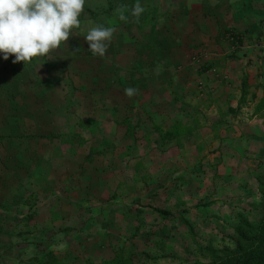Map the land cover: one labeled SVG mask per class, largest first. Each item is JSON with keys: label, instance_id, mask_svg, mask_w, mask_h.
I'll list each match as a JSON object with an SVG mask.
<instances>
[{"label": "crops", "instance_id": "obj_1", "mask_svg": "<svg viewBox=\"0 0 264 264\" xmlns=\"http://www.w3.org/2000/svg\"><path fill=\"white\" fill-rule=\"evenodd\" d=\"M141 3L152 19L137 20L131 8L123 23L106 14L84 20L42 69L33 66L51 96L22 106L26 127L3 145L11 163L0 162L15 181L13 197H0L1 214L24 219L0 224V232L11 234L18 256L20 234L28 233L30 256L19 264H179L178 256L158 254L165 219L156 210L169 212L171 225L189 222L197 239L206 235L219 248L238 213H260L264 0ZM98 24L115 28L103 57L84 38ZM68 73L91 74V86ZM127 87L139 91L129 98ZM139 237L153 256L135 257Z\"/></svg>", "mask_w": 264, "mask_h": 264}, {"label": "rangeland", "instance_id": "obj_2", "mask_svg": "<svg viewBox=\"0 0 264 264\" xmlns=\"http://www.w3.org/2000/svg\"><path fill=\"white\" fill-rule=\"evenodd\" d=\"M101 4V9H95V11L92 13V4L96 3ZM133 2L134 0H88L86 7L84 9V12L81 17V24L83 23L84 20L90 21L91 18L93 20L95 19H102L103 17L105 18V14L107 15L106 20H109V22H113L116 19V22L119 21V15L121 11L125 15L126 11L128 9H131L133 7ZM120 10V11H118ZM128 12V11H127ZM92 13V15H91ZM154 10L153 9H147L143 13L142 20L146 19V17L150 16V19L153 17ZM124 20H121L120 22L123 23ZM119 23V22H118ZM78 29L73 30V35L78 34L76 31ZM233 36L236 38H239L237 34L231 33L229 36ZM228 36V38H229ZM241 38V37H240ZM73 39L72 41H74ZM82 42V41H81ZM73 43V42H72ZM242 40L239 43V47L233 46L234 49L236 48H241L242 47ZM236 51V50H235ZM66 57L65 60L72 59L73 56L70 55H64ZM45 57H39V58H34L32 62L25 64L24 62H19V63H13V60L15 59L14 56H10L8 60H4L2 56H0V162L2 160H7L11 163L12 158L4 151H1L3 148L4 144H8L11 141H16L18 138L16 134H19L21 132V128L24 127V125L27 123V119L29 118L28 113L24 112L22 113V108L27 109V104L26 102H31L32 100H43L42 102L45 103L44 99L45 97L51 96L49 94V90L45 88V85L43 80L40 81L41 75L43 73H33L34 72V67L37 66V68L42 69L41 66L43 65ZM54 58V57H53ZM49 57L45 58L46 61H49ZM77 59V58H76ZM76 62V60H75ZM74 63V61H73ZM35 65V66H34ZM34 66V67H33ZM28 67V68H27ZM32 71V73L28 71ZM80 79L76 81H83L86 83L88 86H91L92 80H91V74H86L85 76H81V74L77 73H68L67 78L69 77L70 80H75V77L78 76ZM74 82V81H73ZM98 93V92H96ZM70 95H76L75 90L72 89L69 91ZM102 96V94H101ZM23 106V107H22ZM40 106H31L30 108H36V110L39 109ZM20 109V111H19ZM36 123H39V120L36 121ZM77 124V123H76ZM21 127V128H20ZM26 127V125H25ZM14 129V130H13ZM21 129V130H20ZM20 139V138H19ZM43 143V142H42ZM211 154V153H210ZM15 155V154H14ZM14 160V159H13ZM3 172V173H2ZM6 172L3 168V165H0V197L4 196L7 199H11L13 197V186L12 182H15L14 179L12 180L11 174L8 176L9 178H6ZM211 185V184H210ZM196 186V185H195ZM197 187V186H196ZM211 187V186H210ZM28 191V189H27ZM29 192V191H28ZM23 192L19 193V196L17 198H23L22 194ZM26 197L25 198H30L28 199L30 203H33L32 195L29 193H25ZM28 195V196H27ZM197 201V207L195 204V208L197 211H201L203 207H199L200 204ZM203 206V205H202ZM193 207V206H192ZM200 208V209H199ZM1 211H3L2 208H0V224L5 223H11L17 220H24L23 218H11V217H4L1 214ZM13 214V213H12ZM11 214V216H12ZM197 217V215H195ZM255 218V217H254ZM253 218V219H254ZM168 221H171L169 219H165L163 221V227L160 228L159 230L162 231L160 233L162 237V245H163V250L161 253L159 252L158 254L161 256L166 257L169 256H174L179 258V264H193L195 261H201V258L199 257L198 250L195 244V241L193 239L190 240V238L187 235V232L185 230V225L182 222H177L176 225H171ZM154 222V221H152ZM9 225V224H8ZM208 229V228H207ZM28 233H21V247H19L21 255H17V251H12L11 245V234L8 233H1L0 232V258H6L10 259L12 258V261H15V264H19L17 261L20 258L22 261L27 260L29 255V250H27V237ZM199 234V233H198ZM216 233L212 234L215 235ZM211 235V232L209 233ZM206 235H203L202 237L198 238L197 241L199 244H203L206 246L207 243V237ZM197 238V237H196ZM183 241H185V244L182 245ZM194 241V242H193ZM135 245H138L137 247V254L135 255L136 258L142 257V256H153L154 252H149V254L145 253V245L143 240L140 239H135ZM118 244H115V248L111 247L110 252L114 254L116 253V250L118 251L117 248ZM217 247V246H216ZM40 251H43V249H40ZM31 252V250H30ZM15 256L13 257V255ZM8 257V258H7ZM143 258V257H142ZM187 258V259H186ZM5 259V260H6ZM8 260L6 261H0L3 262V264H12V262L7 263ZM23 264V263H21Z\"/></svg>", "mask_w": 264, "mask_h": 264}, {"label": "clouds", "instance_id": "obj_3", "mask_svg": "<svg viewBox=\"0 0 264 264\" xmlns=\"http://www.w3.org/2000/svg\"><path fill=\"white\" fill-rule=\"evenodd\" d=\"M88 0H0V56L13 63L33 61L45 57L73 36L81 28V17ZM120 11V10H118ZM145 12L141 0H136L131 16L140 19ZM120 20L127 17L121 11ZM115 28L98 24L89 28L85 40L94 56L103 57L113 41ZM138 89L127 87L129 98Z\"/></svg>", "mask_w": 264, "mask_h": 264}, {"label": "trees", "instance_id": "obj_4", "mask_svg": "<svg viewBox=\"0 0 264 264\" xmlns=\"http://www.w3.org/2000/svg\"><path fill=\"white\" fill-rule=\"evenodd\" d=\"M246 78L243 82V89ZM258 215L250 219L248 212H241L233 221V236L226 245L219 248L218 244L211 241L206 246L199 244L193 226L184 221L189 234L195 241L201 261L193 264H264V180H258ZM160 217L168 219L169 212L156 210ZM217 246V247H216Z\"/></svg>", "mask_w": 264, "mask_h": 264}, {"label": "built area", "instance_id": "obj_5", "mask_svg": "<svg viewBox=\"0 0 264 264\" xmlns=\"http://www.w3.org/2000/svg\"><path fill=\"white\" fill-rule=\"evenodd\" d=\"M229 40L231 41L233 46L239 47V43L241 42L240 38H236L231 35L229 36ZM207 56H208V53L203 54V57H207Z\"/></svg>", "mask_w": 264, "mask_h": 264}]
</instances>
